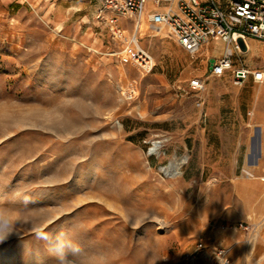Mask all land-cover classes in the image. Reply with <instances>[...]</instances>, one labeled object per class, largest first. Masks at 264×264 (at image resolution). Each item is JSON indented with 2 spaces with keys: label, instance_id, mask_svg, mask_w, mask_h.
<instances>
[{
  "label": "rangeland",
  "instance_id": "rangeland-1",
  "mask_svg": "<svg viewBox=\"0 0 264 264\" xmlns=\"http://www.w3.org/2000/svg\"><path fill=\"white\" fill-rule=\"evenodd\" d=\"M98 6L0 0V264H187L200 239V263L219 264L212 231L236 229L261 180L264 81L211 75L219 54L168 28L141 36L128 19L116 38ZM248 40L259 51L237 56L264 69Z\"/></svg>",
  "mask_w": 264,
  "mask_h": 264
},
{
  "label": "built area",
  "instance_id": "built-area-1",
  "mask_svg": "<svg viewBox=\"0 0 264 264\" xmlns=\"http://www.w3.org/2000/svg\"><path fill=\"white\" fill-rule=\"evenodd\" d=\"M149 1L169 5L165 11L151 10L149 19L153 24L164 23L170 35L192 54L214 41L224 42V50L209 58L211 75L230 73L236 84H242L249 77L264 81L263 68L252 67L241 56H237L238 51L246 49L249 38L264 41V0H101L97 8L98 16L106 19L114 37L123 38L122 22L135 19L137 24L139 15ZM130 40L134 45L135 61L144 70H152L153 57L143 47H139L134 38ZM190 86L202 89L203 78L191 79ZM236 226L248 228V223L241 221ZM204 248L205 242L200 239L194 249L187 253V264H201L199 257ZM214 250L219 264H231L227 248L217 244Z\"/></svg>",
  "mask_w": 264,
  "mask_h": 264
},
{
  "label": "crops",
  "instance_id": "crops-1",
  "mask_svg": "<svg viewBox=\"0 0 264 264\" xmlns=\"http://www.w3.org/2000/svg\"><path fill=\"white\" fill-rule=\"evenodd\" d=\"M4 1L13 3L14 0ZM66 1L69 4L77 2V0ZM154 3L152 1L153 5ZM152 4L149 2L146 8L148 10L165 11L169 7L166 3H155L157 7H153ZM71 9L72 5L65 7L58 4L56 6L55 10L57 11L59 24L65 22V12H70ZM74 10L76 11L78 8ZM253 165L256 167L255 170L260 172L261 180H251L249 203H245L244 210L235 218L237 225L241 221L247 222L248 228L234 226L236 229L226 232L224 225H217L212 231L213 242L224 244L228 249L231 264H264V149L261 150L258 161ZM201 258L206 260L207 255H201Z\"/></svg>",
  "mask_w": 264,
  "mask_h": 264
},
{
  "label": "bare ground",
  "instance_id": "bare-ground-1",
  "mask_svg": "<svg viewBox=\"0 0 264 264\" xmlns=\"http://www.w3.org/2000/svg\"><path fill=\"white\" fill-rule=\"evenodd\" d=\"M152 4V1H149ZM153 5V4H152ZM153 7H157V5H153ZM151 10H148L147 8L144 9V11L139 15L138 19H137V30H139L141 33V36L147 35V36H154V35H159V34H167L168 30L167 27L164 23L162 24H153L150 19H149V13ZM135 35L134 37L132 36H127V39L130 40L132 38H134V41L137 45H139V47L141 46V43L139 41L138 36ZM213 49L215 53L220 54L224 48V42L222 41H214L211 43V46L209 45L207 47L208 49ZM250 50H253L254 52H258L259 51V45L256 42L253 41H249L247 42V47L246 49H242L241 51L243 52H248ZM154 60V59H153ZM261 91V89H260Z\"/></svg>",
  "mask_w": 264,
  "mask_h": 264
},
{
  "label": "clouds",
  "instance_id": "clouds-1",
  "mask_svg": "<svg viewBox=\"0 0 264 264\" xmlns=\"http://www.w3.org/2000/svg\"><path fill=\"white\" fill-rule=\"evenodd\" d=\"M2 219L5 221V225L0 226V243L7 240L11 234V228L6 226L7 224H10V221L6 217H3Z\"/></svg>",
  "mask_w": 264,
  "mask_h": 264
},
{
  "label": "water",
  "instance_id": "water-1",
  "mask_svg": "<svg viewBox=\"0 0 264 264\" xmlns=\"http://www.w3.org/2000/svg\"><path fill=\"white\" fill-rule=\"evenodd\" d=\"M213 60H211V62H212Z\"/></svg>",
  "mask_w": 264,
  "mask_h": 264
}]
</instances>
